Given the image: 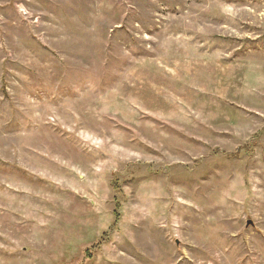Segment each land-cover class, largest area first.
<instances>
[{
  "label": "rangeland",
  "instance_id": "374dc122",
  "mask_svg": "<svg viewBox=\"0 0 264 264\" xmlns=\"http://www.w3.org/2000/svg\"><path fill=\"white\" fill-rule=\"evenodd\" d=\"M0 264H264V0H0Z\"/></svg>",
  "mask_w": 264,
  "mask_h": 264
},
{
  "label": "trees",
  "instance_id": "16d2710c",
  "mask_svg": "<svg viewBox=\"0 0 264 264\" xmlns=\"http://www.w3.org/2000/svg\"><path fill=\"white\" fill-rule=\"evenodd\" d=\"M102 243H103V241H100V242L98 243V246L100 247V245H102ZM99 247H98V248H99Z\"/></svg>",
  "mask_w": 264,
  "mask_h": 264
}]
</instances>
